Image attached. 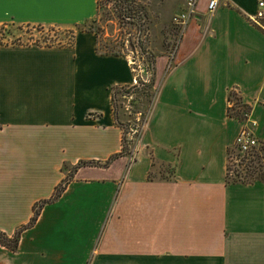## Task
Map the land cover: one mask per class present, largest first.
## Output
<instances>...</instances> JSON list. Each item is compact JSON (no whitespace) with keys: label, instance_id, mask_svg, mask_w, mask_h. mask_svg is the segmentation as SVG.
<instances>
[{"label":"crops","instance_id":"0c3cea01","mask_svg":"<svg viewBox=\"0 0 264 264\" xmlns=\"http://www.w3.org/2000/svg\"><path fill=\"white\" fill-rule=\"evenodd\" d=\"M209 1H197L174 66L158 56L133 152L79 166L17 249L0 243V264H264V181L229 182L227 168L242 128L264 142V31L250 19L258 0H219L213 12ZM98 10L99 0L57 11L5 0L0 24L72 26ZM132 77L128 55L101 51L89 30L64 45L0 44V230L28 224L66 165L122 151L112 94ZM232 91L251 107L247 118L229 114Z\"/></svg>","mask_w":264,"mask_h":264},{"label":"rangeland","instance_id":"374dc122","mask_svg":"<svg viewBox=\"0 0 264 264\" xmlns=\"http://www.w3.org/2000/svg\"><path fill=\"white\" fill-rule=\"evenodd\" d=\"M187 2L188 0H99L100 7L96 17L78 25L0 24V44L64 45L72 43L79 30H89L96 34L102 51L133 55L137 60L153 65L154 75L151 81L141 82L139 86L127 84L115 90L116 118L124 129L125 153L129 154L128 150L133 152L138 144L155 101L158 88L155 80L157 58L160 54L170 56L176 49L182 32L181 25L176 24V17L187 10ZM235 105L240 109L234 98L232 106ZM245 110V107L241 108L243 114H246ZM233 149L231 165L245 174L247 168L240 165L238 157V154L244 153L236 147V142ZM262 160V165L256 164L258 171H255V175H259V172L264 174V158ZM80 162L76 166L83 165ZM75 170V166L66 165L68 175L72 176ZM172 171L173 167L168 166L164 175L171 176ZM154 176L160 174L155 173ZM231 176H235L234 170L231 171Z\"/></svg>","mask_w":264,"mask_h":264},{"label":"trees","instance_id":"16d2710c","mask_svg":"<svg viewBox=\"0 0 264 264\" xmlns=\"http://www.w3.org/2000/svg\"><path fill=\"white\" fill-rule=\"evenodd\" d=\"M100 7V5H99ZM127 16H133V14H127ZM100 49V47H99ZM101 50V49H100ZM102 51V50H101ZM106 53H114V54H122V53H117V52H108V51H103ZM125 85H119V86H114L113 88V94H112V102H113V106H114V114L116 117V108H115V100H116V96H115V90L119 87H124ZM236 100V102H238V105L240 106V109H237V106H232V104L230 105L228 112L231 116H235L238 117L240 119H245L248 117V115L250 114L251 111V107L249 105H247L246 103L243 102L241 95L237 92V91H232L231 95H230V100L231 103L233 102V100ZM241 101L243 103H241ZM245 107L246 110L244 112H246V114H243L241 111V108ZM117 120V118H116ZM117 123L120 125V123L117 120ZM123 128V127H122ZM124 141H125V135H124ZM233 148H229L228 149V181L229 182H237V181H241V182H254L257 180H262L264 181V174H261L259 172V175H255V171H258L256 168V164H260L262 165V158H264V143L258 148V149H253L252 151H250L249 153H245L244 155L238 154V157L240 158V165H244L246 166L247 170L245 174H242L240 169L238 168H233L231 165V161L233 159ZM126 152V145L124 144L123 149L121 152L112 155L108 160H106L105 162H101V161H97V160H90V161H81L80 164H90V165H109V163L116 157L119 155H123V154H127ZM128 153H130V150H128ZM251 166H255L254 168H251ZM78 168V165H75V169ZM234 170L235 172V176L232 177L231 176V171ZM72 176L69 174L68 177L66 179H64L61 183H59L56 186V190L54 192V194L46 200H42L39 201L37 203H35L34 205V215L32 216L30 222L24 226H22L20 229H18L16 231V233L13 236L8 235L6 232L0 230V243L8 246L12 249H17L19 246V242H20V238H21V234L22 231L34 224L40 213L41 210L43 208V206L45 205V203L55 200L58 197H60V195L62 194V192L65 190V188L67 187L69 181L71 180Z\"/></svg>","mask_w":264,"mask_h":264},{"label":"built area","instance_id":"2783aa9c","mask_svg":"<svg viewBox=\"0 0 264 264\" xmlns=\"http://www.w3.org/2000/svg\"><path fill=\"white\" fill-rule=\"evenodd\" d=\"M197 1L198 0H188L187 2V10L176 17V24L181 25V37L184 33L185 27L187 26L191 17L197 11ZM219 0H210L208 4V9L210 12H213L218 6ZM258 9L256 13L250 15L251 21L258 26L262 31H264V0L257 1ZM180 41L174 49V52L168 58L167 70L171 69L175 64V56L178 49ZM129 64L131 66L133 77L132 82L129 85L139 86L141 82L151 81L154 75L153 65L149 62L143 61L141 59L137 60L136 56L128 55ZM232 104V103H231ZM256 124V122H254ZM236 147L245 153H249L253 149H258L263 143L258 139V137L253 133V131L245 126L242 128L238 136L236 137Z\"/></svg>","mask_w":264,"mask_h":264},{"label":"snow or ice","instance_id":"6c2138e0","mask_svg":"<svg viewBox=\"0 0 264 264\" xmlns=\"http://www.w3.org/2000/svg\"><path fill=\"white\" fill-rule=\"evenodd\" d=\"M10 2L21 11H57L72 6L76 0H10ZM4 3L5 0H0V8Z\"/></svg>","mask_w":264,"mask_h":264}]
</instances>
